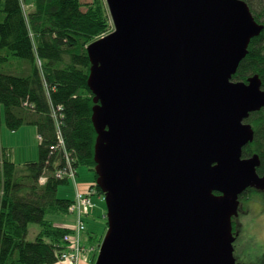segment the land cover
Wrapping results in <instances>:
<instances>
[{"label": "water", "instance_id": "1", "mask_svg": "<svg viewBox=\"0 0 264 264\" xmlns=\"http://www.w3.org/2000/svg\"><path fill=\"white\" fill-rule=\"evenodd\" d=\"M88 47L96 184L108 229L95 264H240L233 219L264 191L247 122L258 75L235 82L264 25L244 0H105Z\"/></svg>", "mask_w": 264, "mask_h": 264}, {"label": "trees", "instance_id": "2", "mask_svg": "<svg viewBox=\"0 0 264 264\" xmlns=\"http://www.w3.org/2000/svg\"><path fill=\"white\" fill-rule=\"evenodd\" d=\"M244 1L264 25V1ZM111 30L105 0H34L30 10L24 0H0V107L9 130L33 126L40 140L39 159L24 164H16L0 140V264H57L72 248L76 225H57L47 217L70 214L75 202L58 196L59 188L72 182L61 172L73 169L77 174L85 167L97 181L88 47ZM256 75L264 90V30L252 39L233 81L247 82ZM247 122L255 134L243 157L258 155L257 171L263 177L264 108ZM96 181L95 195L103 198ZM255 197L264 205V191L253 188L241 196V204ZM31 224L40 226L33 241L28 239ZM103 239L89 264H95ZM85 251L82 260L87 261Z\"/></svg>", "mask_w": 264, "mask_h": 264}, {"label": "rangeland", "instance_id": "3", "mask_svg": "<svg viewBox=\"0 0 264 264\" xmlns=\"http://www.w3.org/2000/svg\"><path fill=\"white\" fill-rule=\"evenodd\" d=\"M264 1V0H263ZM83 3H91L92 0H82ZM106 2V1H105ZM25 7L30 10L33 8L34 0H24ZM107 5V4H106ZM114 29L112 22V32ZM0 140L3 147H6L9 152H11V158L16 164H24L28 161H37L39 159V144L40 140L36 132V128L33 126H24L18 131H11L8 129L5 123L3 108L0 107ZM75 178H71L72 182L67 186H61L58 191V196L60 198L71 199L76 195H79L83 190L81 187L90 181L93 174L85 167H80L78 173L75 174ZM74 196V198H75ZM260 198L255 197L249 199L241 204L240 214L236 218V230L238 231V239L234 243L235 249V258L240 264H264V205L260 203ZM95 202L98 203V200L95 198ZM102 201H105L102 200ZM106 207L105 202L102 205ZM97 205H94L89 212L95 211ZM84 209L82 210V212ZM70 214L75 215L76 220L84 219L87 223L85 226H88V231L84 234L81 233V240H88L84 237L87 234L89 237L93 236L91 241L95 246L94 253L98 248L99 240L107 232V220L101 219L100 217L95 218L93 221L90 218L86 219V213L79 215V211H70ZM99 216V213H98ZM49 220L53 219V215L47 217ZM76 221V224L78 223ZM98 225V238L94 239L95 226ZM40 231V226L37 224H31L29 228L28 239L33 241ZM85 231V230H84ZM83 231V232H84ZM88 232H91L90 234ZM236 232V231H235ZM88 237V238H89ZM98 239V240H97ZM102 243V242H101ZM101 245V244H100ZM100 248V247H99ZM85 250V248L83 247ZM99 253V252H98ZM93 257V256H92ZM97 260V259H96ZM83 262L82 256L80 258L81 264ZM70 264H75L69 262Z\"/></svg>", "mask_w": 264, "mask_h": 264}, {"label": "built area", "instance_id": "4", "mask_svg": "<svg viewBox=\"0 0 264 264\" xmlns=\"http://www.w3.org/2000/svg\"><path fill=\"white\" fill-rule=\"evenodd\" d=\"M71 167V166H70ZM68 175L70 178H75V171L73 169H70L67 172H61L60 176H66ZM96 192L94 189H91L88 193H81L79 195L75 196V202L70 207V211H79V215L86 214L89 212V210L94 206V203L92 202V195H94ZM84 211L82 212V210ZM83 219L78 220L76 224L77 234L76 236H73V244L70 251L62 253L61 260L62 261H68L75 264H78L80 262V258L82 256V253L84 252V249L81 245V233L86 230L85 223H83ZM70 238L67 237L65 240H69Z\"/></svg>", "mask_w": 264, "mask_h": 264}, {"label": "crops", "instance_id": "5", "mask_svg": "<svg viewBox=\"0 0 264 264\" xmlns=\"http://www.w3.org/2000/svg\"><path fill=\"white\" fill-rule=\"evenodd\" d=\"M93 176H94V174H93ZM89 178H90V181L81 187V189L83 190L82 192L88 193L90 191V189L93 188L96 180L93 177L91 178V176ZM74 196H75V193H74ZM74 196H73V198H71L72 200H74ZM95 198L98 200V203L94 201ZM102 200H103L102 197L99 195L92 196V201L94 202L95 205H97V207H96L97 209L95 211H91V214L88 218L92 219L93 221H95L94 219L98 218V217H100L101 219H105L106 207L102 206L104 203V201H102ZM98 213H99V216H98ZM51 221L57 225H61V226H65V227H75L77 220H76L75 215L68 214V215H60V216L59 215H53V219ZM98 229H99L98 225L95 226L96 232L95 233L92 232V233L94 235H98L99 234ZM86 231H88V226H87ZM84 237L88 240L84 241L82 238V245L85 249H87L86 252H88L89 254H87L88 256L86 255L88 257V260L87 261L83 260V262L81 264H89L93 254H94L95 246L90 245V244H92V242H91L92 240L90 241V237L87 234H85ZM57 264H70V263L62 261V262L57 263Z\"/></svg>", "mask_w": 264, "mask_h": 264}, {"label": "flooded vegetation", "instance_id": "6", "mask_svg": "<svg viewBox=\"0 0 264 264\" xmlns=\"http://www.w3.org/2000/svg\"><path fill=\"white\" fill-rule=\"evenodd\" d=\"M236 222V219H234V234L236 235L237 234V230H236V224L238 225V223H235ZM236 231V232H235ZM237 239H238V237H237ZM237 239H236V241H237ZM235 241V242H236Z\"/></svg>", "mask_w": 264, "mask_h": 264}]
</instances>
